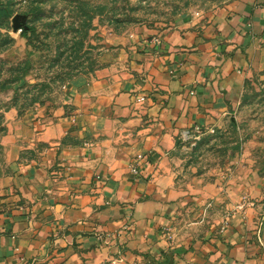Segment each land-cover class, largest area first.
Here are the masks:
<instances>
[{
	"label": "crops",
	"instance_id": "0c3cea01",
	"mask_svg": "<svg viewBox=\"0 0 264 264\" xmlns=\"http://www.w3.org/2000/svg\"><path fill=\"white\" fill-rule=\"evenodd\" d=\"M150 33L78 79L66 111L23 121V147L4 139L0 264H264V165L187 181L178 143L185 127L229 125L247 85L264 87V0ZM191 201L225 210L227 226L171 247L163 229Z\"/></svg>",
	"mask_w": 264,
	"mask_h": 264
},
{
	"label": "rangeland",
	"instance_id": "374dc122",
	"mask_svg": "<svg viewBox=\"0 0 264 264\" xmlns=\"http://www.w3.org/2000/svg\"><path fill=\"white\" fill-rule=\"evenodd\" d=\"M225 2L0 0V175L9 168V143L4 139L10 137V144L23 147V121L66 111L63 97L75 82L105 65L132 38L160 32L180 15ZM236 116L220 130L179 146L184 180L226 182L243 163L264 165L263 86L247 85ZM178 209L163 229L171 247L176 241L173 234L202 240L204 230L222 224L226 212L195 201ZM195 221L199 222L190 223ZM163 254L155 264L163 263Z\"/></svg>",
	"mask_w": 264,
	"mask_h": 264
},
{
	"label": "built area",
	"instance_id": "2783aa9c",
	"mask_svg": "<svg viewBox=\"0 0 264 264\" xmlns=\"http://www.w3.org/2000/svg\"><path fill=\"white\" fill-rule=\"evenodd\" d=\"M139 100H143L141 97ZM74 121V120H73ZM205 132H213V130H208L200 125V124H194L190 127H185L181 129L178 133V143L180 145L191 142L194 143L198 140L201 139V137L204 135ZM139 166H140V161L139 160H134L129 164V171L134 175L137 176L139 174ZM227 226V221L224 220L221 230H223Z\"/></svg>",
	"mask_w": 264,
	"mask_h": 264
},
{
	"label": "trees",
	"instance_id": "16d2710c",
	"mask_svg": "<svg viewBox=\"0 0 264 264\" xmlns=\"http://www.w3.org/2000/svg\"><path fill=\"white\" fill-rule=\"evenodd\" d=\"M68 93V92H67ZM70 94V92L68 93V94H66V95H69Z\"/></svg>",
	"mask_w": 264,
	"mask_h": 264
}]
</instances>
